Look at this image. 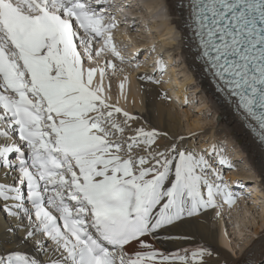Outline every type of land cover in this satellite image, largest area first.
Listing matches in <instances>:
<instances>
[{"label":"snow or ice","instance_id":"snow-or-ice-1","mask_svg":"<svg viewBox=\"0 0 264 264\" xmlns=\"http://www.w3.org/2000/svg\"><path fill=\"white\" fill-rule=\"evenodd\" d=\"M114 7L0 0V210L19 234L0 242V264H228L172 233L236 205L233 165L215 143L201 148L126 109V66L142 62L116 43ZM181 7L185 45L264 147V0ZM154 63L162 74L163 57ZM162 240L192 246L168 251Z\"/></svg>","mask_w":264,"mask_h":264},{"label":"bare ground","instance_id":"bare-ground-1","mask_svg":"<svg viewBox=\"0 0 264 264\" xmlns=\"http://www.w3.org/2000/svg\"><path fill=\"white\" fill-rule=\"evenodd\" d=\"M114 4V6L118 9L120 15H122L121 12H123V10L125 11L127 8H129L128 6L124 7V5H135L132 0L128 1L126 4H123L122 0H117V3ZM145 5L146 6L144 7L148 8V11H146L147 14H144L146 19L143 18L145 21L143 22L142 26H146L147 30L149 28L155 29V33L152 35L151 32H148L149 35L147 36V42H141V45H147L148 48L150 47V40L152 41L153 39L154 41L152 42L154 44L157 43L155 47H158V49L164 48V58L167 57L168 60H173V58L177 56L179 59H181L180 65L177 64L178 68H175L173 66L169 67L171 68V78L174 76L173 81L176 85V89L174 90L173 95H178L181 98V101L184 102L186 97L184 88L187 85L193 84L192 88L195 89L194 91H198L200 99H202V101L204 102H209L210 110L217 115L218 123H216V125L212 124L210 126V135H213L217 140H225L228 143V146L230 145V147L235 146L237 148H233L232 155L234 156V158L233 161L229 162L233 165V162L236 164L242 160L241 164H243V162L245 163V160L243 161V158H250V163L248 164V166H250V164L252 163L251 166L253 167V170L255 172V176H252V173H249L246 170L247 165H245V163L242 168L237 169L239 171L235 170V172H231V174L227 173V175L225 176L226 179L230 182V185L237 190H242L243 187L244 190L246 189V193H248L247 191L249 190L253 191V198L258 195L264 196V149L258 144V142L255 141L252 133L247 127H245L240 117L228 104L224 102L223 98L216 91L214 84L210 82V80L206 76H204L201 70V66L194 59L193 53L185 45L186 30L182 27L184 9L181 7V0H158L156 5H152V3H146ZM161 5H163V7L166 9L167 14L170 18L168 17L167 20L161 19L162 21L160 22L151 18L150 24L145 23L148 17H150L148 15L153 14V11L156 12L157 8H159V6ZM115 13L116 15H118L116 11ZM125 13L133 14L132 11L130 12L129 10L128 12L126 10ZM128 20L131 19L127 18L122 23H128ZM129 24L130 25L127 27H122L121 25H119L115 35H120V38L123 39L122 35L124 34V37L127 36L128 39L134 41L133 38L134 34L136 33H134L135 30H133V26L131 25V23ZM147 25H149V27ZM120 28L124 29V31H122V34L120 31H118L120 30ZM173 29H175L180 36V39L177 43L174 39L171 38V33L174 32ZM157 54V49H155L154 57L157 56ZM151 59H153V56L151 57ZM134 63L135 61L132 65H134ZM133 70H129L128 73H131ZM179 71V78L182 77L181 81H179L180 79L178 80L177 76ZM130 78L131 83L129 86L128 99L126 103L127 109L135 114L140 115L144 120H147L152 126L156 127L157 129L166 130L172 135L179 134L187 136L186 133L180 132L177 129L179 115L175 103L160 98L162 95L161 91L163 90L162 85L159 86L157 84H148L145 87H142L141 82L137 80V87L136 82L132 80V77ZM118 83L112 84V93L114 97L118 94ZM121 104H124L123 100L121 101ZM199 121L200 119L198 118L194 122L199 124ZM137 123H143V120L138 121ZM164 142L166 143V141ZM227 177H229L230 179ZM254 177L258 180V182H254L256 181L255 179H252ZM238 204L233 207V210H231V208L229 209V211L231 210L232 212L237 210ZM226 207L227 205L224 208ZM213 211L214 210H208V212L199 220L194 221L190 225H186L181 227L180 229L174 230L172 234L194 235L197 241L206 243L207 246L214 251V253L219 254L218 257L216 255L212 257L214 261L219 258L221 260H227L228 264H234V262L237 261H239L240 264H250V261L254 260L255 264H257V262L262 257L261 254H264V233H262V235H260L257 239L252 240L249 244L242 247L237 252L238 254L236 253V255H231L224 245L230 248H232V245L229 244V241L227 239L228 237L224 235L225 231L221 225L220 217L212 215ZM213 218L214 220H212ZM11 226L12 225L10 221L6 217V213L3 210H0V242L12 239L13 235H16L18 237L19 234L15 231V229L13 230V233L6 232L5 229ZM254 232L257 233V231L255 230ZM158 246L168 251H174L180 247H190L192 246V242L162 240V242ZM25 250L30 251V249Z\"/></svg>","mask_w":264,"mask_h":264},{"label":"rangeland","instance_id":"rangeland-1","mask_svg":"<svg viewBox=\"0 0 264 264\" xmlns=\"http://www.w3.org/2000/svg\"><path fill=\"white\" fill-rule=\"evenodd\" d=\"M128 1H130V0H122V3L126 4ZM109 2L114 4V3H117V0L116 1L115 0H109ZM132 2L135 3V5L129 6V4H127V5H124V7L128 6L129 8L126 9L127 12L129 10L130 12L132 11L133 14L125 13L126 10L124 11L123 9H121V10H123V12H121L122 15H120V13L117 9H116L117 10L116 12L118 14L117 17L120 21L119 25H121L122 27L123 26L127 27L130 25L129 23H131V25L133 26V30H135L134 33H136V34H134V38H133L134 41H132L131 39H128L127 36L124 37V34L122 35L123 39L120 38V35L116 36L114 34L115 38H116L115 39L116 43L122 49H124L125 54L127 56L131 57L133 54L137 53V51L139 50V55L136 56V60H139L140 62H142L141 63L142 66H141V68H136L135 63H134V65L126 66L127 71L134 69L131 73H129L130 77H132V80L135 81L137 84L136 77L138 75L143 74L145 72H148L149 74L154 73L156 78L161 80V83L157 84V85H159V86L162 85V87H163V90L161 91L162 95L160 98L165 99L164 94L166 93L167 96L170 97V99H166V100H168L169 102L175 103V106H176V109H177L178 115H179V121H178V125H177L178 128L177 129L180 132L186 133L187 136L192 134L194 136V139H190L189 142L190 143H196L201 148L207 147L211 143H215L217 145L218 149L222 150L223 155L229 161H233V158H234V156L232 155L233 148H235V149H237V148L235 146L230 147V145L228 146V143L225 140H222V141L219 139L217 140L213 135L212 136L210 135L211 134L210 126L212 124L216 125V123H218L217 115L214 114L210 110V103L209 102H204V101H202V99H200L198 91H194L195 89L192 88L193 84L187 85L184 88L185 95H186L184 102L181 101V98L178 95L177 96L173 95L174 90L176 89V85L174 84V81H173L174 76L171 78V75H170L171 68H169V67L173 66L176 68L177 64L180 65L181 59H179L177 56H175L173 58V60L172 59L168 60L167 57H165V58L163 57V56H165V54L163 53L164 48L158 49V47H155V49H157V52H158L157 56L159 55V56L163 57V62L165 65V71L161 74L159 72V70L156 68L155 63H154L157 56L154 57L155 52L150 51L151 47L153 45L156 46L157 43L154 44L152 42L154 40L152 39V41L150 40V42H151L150 47L147 48V45H145V46L141 45V42H147V40H148L147 36L149 35L148 32H151L152 35L155 33V29L149 28L147 30L146 26H142L143 22L145 21L144 19H146L144 14H147L146 11H148V8H146L144 6H146L145 5L146 3H148V4L152 3V5L153 4L156 5L158 0H132ZM148 16H150V17H148L149 20L147 19V21L145 22L147 24L151 23V18L153 20L160 22L162 20H167L169 17L167 14V11L163 7V5L159 6V8H157L156 12L153 11V14L148 15ZM127 18L131 19V20H128V23L127 22L122 23ZM147 26L149 27V25H147ZM173 30H174V32H172L171 33L172 36L171 35L170 36L177 43L178 40L180 39V36L178 35V33L176 32L175 29H173ZM118 31H120L122 34V31H124V29L120 28V30H118ZM115 33H116V31H115ZM152 56H153V59H151ZM179 74H180V71L178 72L177 76H178V80L180 79L179 81H181L182 77L179 78ZM118 82H119L118 79H113L111 83L114 84V83H118ZM137 87H138V84H137ZM198 90H199V88H198ZM126 109H127V107H126ZM127 110L130 111L129 109H127ZM131 113H133V112H131ZM133 114H135V113H133ZM198 118L200 119L199 124L194 122ZM186 127H187V129H186ZM198 127H201L202 129L198 128ZM228 155H229V157H228ZM249 159L246 157L243 158V161L245 160L246 164L244 162H243V164H241L242 160L236 164L233 162V168L227 169L225 172V176L227 175V173L231 174V172H235V170L242 168L244 166V164L247 165L246 170L249 173H252L251 174L252 176L253 175L255 176V172L253 170V167L251 166L252 163L250 164V166H248V164L250 163ZM248 160H249V162H248ZM237 171H239V170H237ZM227 178H229V177H227ZM252 179L256 180V181L253 180L254 182H258V180L255 177ZM258 190H259V188H258ZM247 192L248 193H246V195H245L246 198L243 201L245 203L240 202L238 204L239 206L237 205V210L231 212V210H233L234 208H232L230 211H229V209L224 208L221 215L219 216L220 220H221V225L225 231L224 235H226L228 237L227 239L229 241V244L232 245L233 250H232V248H230L226 245H224V246L229 251V253L231 255H236V253L242 247L249 244L252 240L257 239L260 235H262V233H264V231H263L264 230V223H263V221H264L263 220L264 219V196L258 195V196L253 198L252 197L253 191L249 190ZM212 213H213L212 215H215L216 217H218L216 215L215 210ZM212 217H214V216H212ZM212 220H214V218ZM254 230L257 231V233H255ZM261 255H262V257L257 262V264H264V254H261Z\"/></svg>","mask_w":264,"mask_h":264}]
</instances>
